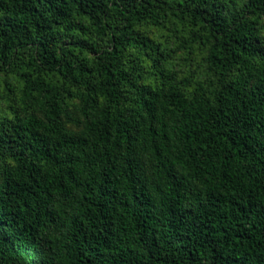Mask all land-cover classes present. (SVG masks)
Here are the masks:
<instances>
[{"label":"trees","instance_id":"1","mask_svg":"<svg viewBox=\"0 0 264 264\" xmlns=\"http://www.w3.org/2000/svg\"><path fill=\"white\" fill-rule=\"evenodd\" d=\"M264 0H0V264H264ZM170 25L206 75L178 78Z\"/></svg>","mask_w":264,"mask_h":264},{"label":"rangeland","instance_id":"2","mask_svg":"<svg viewBox=\"0 0 264 264\" xmlns=\"http://www.w3.org/2000/svg\"><path fill=\"white\" fill-rule=\"evenodd\" d=\"M264 23V19L262 21ZM147 37L155 42L164 44L169 51V56L166 60L167 66L177 73L178 78L191 76L194 80H202L205 75V65L202 61L204 56L203 51L194 50L193 52H186L181 46L178 45V40L175 39V33L172 32L170 25L162 30L147 29L145 31ZM264 34V31L263 33ZM4 92L3 80L0 76V112L2 98L1 94Z\"/></svg>","mask_w":264,"mask_h":264}]
</instances>
